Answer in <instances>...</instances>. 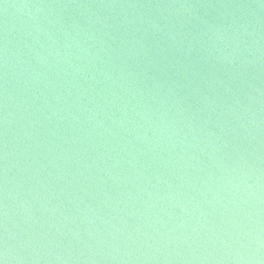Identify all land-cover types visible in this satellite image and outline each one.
Returning <instances> with one entry per match:
<instances>
[{"label":"water","instance_id":"water-1","mask_svg":"<svg viewBox=\"0 0 264 264\" xmlns=\"http://www.w3.org/2000/svg\"><path fill=\"white\" fill-rule=\"evenodd\" d=\"M0 264H264V0H0Z\"/></svg>","mask_w":264,"mask_h":264}]
</instances>
